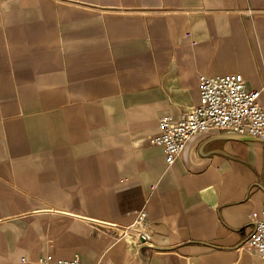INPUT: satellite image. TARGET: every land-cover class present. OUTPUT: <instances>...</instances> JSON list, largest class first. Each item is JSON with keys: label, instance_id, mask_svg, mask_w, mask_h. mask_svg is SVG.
I'll use <instances>...</instances> for the list:
<instances>
[{"label": "crops", "instance_id": "obj_1", "mask_svg": "<svg viewBox=\"0 0 264 264\" xmlns=\"http://www.w3.org/2000/svg\"><path fill=\"white\" fill-rule=\"evenodd\" d=\"M233 72L264 108V0H0V264H264V141L151 143Z\"/></svg>", "mask_w": 264, "mask_h": 264}, {"label": "built area", "instance_id": "obj_2", "mask_svg": "<svg viewBox=\"0 0 264 264\" xmlns=\"http://www.w3.org/2000/svg\"><path fill=\"white\" fill-rule=\"evenodd\" d=\"M199 103L180 117L164 115L160 119V132L151 143L163 149L168 166L175 163L185 150L189 140L196 134L208 131H232L255 138H264L263 89L248 86L240 72L222 75H200ZM254 231L246 240L249 249H256L264 256V209L252 214ZM148 213L141 210L134 223L128 227L136 232L138 242L145 238ZM127 236V232L124 233ZM37 264H83L79 258H54L49 254ZM96 264H115L98 261Z\"/></svg>", "mask_w": 264, "mask_h": 264}, {"label": "water", "instance_id": "obj_3", "mask_svg": "<svg viewBox=\"0 0 264 264\" xmlns=\"http://www.w3.org/2000/svg\"><path fill=\"white\" fill-rule=\"evenodd\" d=\"M235 138L241 139V140H249V141H254V140L264 141V138H255L249 135H242L238 133H235Z\"/></svg>", "mask_w": 264, "mask_h": 264}]
</instances>
